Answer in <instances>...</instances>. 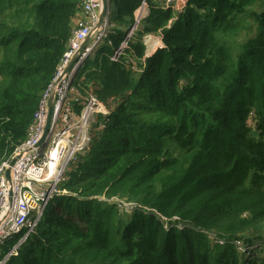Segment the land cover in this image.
<instances>
[{
	"label": "trees",
	"instance_id": "1",
	"mask_svg": "<svg viewBox=\"0 0 264 264\" xmlns=\"http://www.w3.org/2000/svg\"><path fill=\"white\" fill-rule=\"evenodd\" d=\"M82 2L0 0V164L28 137ZM157 4L113 62L141 0H108L75 81L107 114L3 264H264V0Z\"/></svg>",
	"mask_w": 264,
	"mask_h": 264
},
{
	"label": "built area",
	"instance_id": "2",
	"mask_svg": "<svg viewBox=\"0 0 264 264\" xmlns=\"http://www.w3.org/2000/svg\"><path fill=\"white\" fill-rule=\"evenodd\" d=\"M108 4V0H105ZM161 10H173L174 0H162ZM148 0H141L135 12L137 24L148 12ZM101 11V0H83L67 49L57 67L52 83L43 93L28 137L13 152L11 157L0 164V214L8 197L4 172L15 155L20 159L12 167L13 207L8 218L0 225V244L22 230H27L18 243H22L40 218L47 202L57 192V185L68 166L75 161L89 143L90 124L97 114L106 115L107 110L91 93L83 94L75 85L77 72L85 60L101 44L108 32L107 15L97 28ZM137 27V25H136ZM136 27H132L111 60L118 62L127 47ZM88 42L83 46L87 37ZM74 58L68 72L63 71ZM82 79V78H81ZM53 95L52 113L48 129L44 134L47 120V101ZM126 211L133 205L123 204ZM33 219L34 221H32ZM221 243V242H220ZM240 252L243 244L237 242ZM257 245H254L255 247Z\"/></svg>",
	"mask_w": 264,
	"mask_h": 264
},
{
	"label": "water",
	"instance_id": "3",
	"mask_svg": "<svg viewBox=\"0 0 264 264\" xmlns=\"http://www.w3.org/2000/svg\"><path fill=\"white\" fill-rule=\"evenodd\" d=\"M108 13V4L105 0H101V11H100V15H99V20L97 23V28L100 26L102 20L104 19V17L107 15ZM137 22L134 23L133 28L136 27ZM90 39V37L88 36L84 43L83 46L88 42V40ZM74 62V58L68 63V65L66 66V68L64 69L61 77L63 75H65L68 70L70 69L71 65ZM52 104H53V95H50L47 101V120H46V125L44 128V134L46 133L48 126H49V122H50V118H51V113H52ZM20 159V155H15L14 157L11 158V160L9 161L8 167L6 168L5 172H4V179H5V183L7 185L8 188V197L6 200V205L5 208L3 210V212L0 214V225L8 218L12 207H13V184H12V180H11V170L12 167L17 163V161ZM20 245V243H17L12 250L3 258V260L0 262V264L5 263V261L8 259V257L15 251V249Z\"/></svg>",
	"mask_w": 264,
	"mask_h": 264
},
{
	"label": "crops",
	"instance_id": "4",
	"mask_svg": "<svg viewBox=\"0 0 264 264\" xmlns=\"http://www.w3.org/2000/svg\"><path fill=\"white\" fill-rule=\"evenodd\" d=\"M158 2V7H161V3L163 2L162 0H154ZM187 0H174V5H173V12L174 13H179L183 10V8L186 5ZM144 44V57H149L151 56L158 48H161L162 45V38L160 35L158 36H148L144 38L143 40Z\"/></svg>",
	"mask_w": 264,
	"mask_h": 264
},
{
	"label": "rangeland",
	"instance_id": "5",
	"mask_svg": "<svg viewBox=\"0 0 264 264\" xmlns=\"http://www.w3.org/2000/svg\"><path fill=\"white\" fill-rule=\"evenodd\" d=\"M79 75H81L84 72V68L82 67L79 71ZM250 125H252V122H249ZM131 210H129L128 212H130ZM32 221H34L33 219H31Z\"/></svg>",
	"mask_w": 264,
	"mask_h": 264
}]
</instances>
